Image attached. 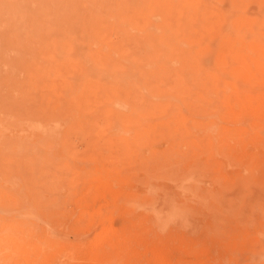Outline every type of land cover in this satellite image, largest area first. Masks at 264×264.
I'll return each instance as SVG.
<instances>
[{"label": "rangeland", "instance_id": "374dc122", "mask_svg": "<svg viewBox=\"0 0 264 264\" xmlns=\"http://www.w3.org/2000/svg\"><path fill=\"white\" fill-rule=\"evenodd\" d=\"M108 260L264 264V0H0V264Z\"/></svg>", "mask_w": 264, "mask_h": 264}, {"label": "bare ground", "instance_id": "6f19581e", "mask_svg": "<svg viewBox=\"0 0 264 264\" xmlns=\"http://www.w3.org/2000/svg\"><path fill=\"white\" fill-rule=\"evenodd\" d=\"M175 2V1H174ZM177 2V1H176ZM167 3V2H166ZM165 10V9H164ZM163 10V11H164ZM217 11V10H216ZM161 12V11H160ZM163 13V12H162ZM159 14V13H158ZM215 17H216V15H215ZM108 232V231H107ZM103 233V232H102ZM109 234H110V232H109ZM97 235V234H96ZM111 235V234H110ZM101 236V235H100ZM106 238L108 239V233H107V236H106ZM97 239V238H96ZM99 239V238H98ZM95 240V239H94ZM102 240V239H101ZM121 240V239H120ZM99 241V240H98ZM109 241V240H108ZM99 242H101V241H99ZM103 244V243H102ZM111 244V243H110ZM95 245H96V243H95ZM122 245V244H121ZM105 246V245H104ZM117 246V245H116ZM94 247V246H93ZM95 248V247H94ZM105 248H106V246H105ZM106 249H108V248H106ZM113 250H116V249H113ZM113 250H111V251H113ZM118 250V249H117ZM104 259V258H103ZM104 261V260H103ZM105 262V261H104ZM108 263H106V264H112V261L111 260H108L107 261Z\"/></svg>", "mask_w": 264, "mask_h": 264}]
</instances>
